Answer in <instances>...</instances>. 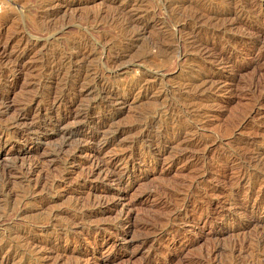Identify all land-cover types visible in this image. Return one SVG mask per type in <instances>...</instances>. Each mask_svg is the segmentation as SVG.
I'll list each match as a JSON object with an SVG mask.
<instances>
[{"label":"rangeland","instance_id":"rangeland-1","mask_svg":"<svg viewBox=\"0 0 264 264\" xmlns=\"http://www.w3.org/2000/svg\"><path fill=\"white\" fill-rule=\"evenodd\" d=\"M0 264H264V0H0Z\"/></svg>","mask_w":264,"mask_h":264},{"label":"bare ground","instance_id":"bare-ground-1","mask_svg":"<svg viewBox=\"0 0 264 264\" xmlns=\"http://www.w3.org/2000/svg\"><path fill=\"white\" fill-rule=\"evenodd\" d=\"M203 2H204V0H203ZM204 4V3H203ZM178 16V15H177ZM146 17V16H145ZM181 17V16H180ZM209 17V16H208ZM193 19V18H192ZM206 19V18H205ZM203 22V21H202ZM176 43V42H175ZM160 45V44H159ZM194 46V45H193ZM205 48H207V47H205ZM203 51V50H202ZM206 53V52H205Z\"/></svg>","mask_w":264,"mask_h":264}]
</instances>
